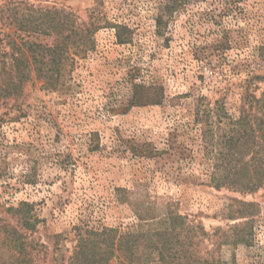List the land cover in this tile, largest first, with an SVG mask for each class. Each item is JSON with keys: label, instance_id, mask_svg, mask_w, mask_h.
<instances>
[{"label": "rangeland", "instance_id": "rangeland-1", "mask_svg": "<svg viewBox=\"0 0 264 264\" xmlns=\"http://www.w3.org/2000/svg\"><path fill=\"white\" fill-rule=\"evenodd\" d=\"M20 2L23 8L67 10L79 22H88L91 12L99 11L100 18L131 28L134 41L117 45L115 32L103 29L94 38L96 49L66 70L65 89L48 92L44 81L34 76L17 101L3 104L0 228L9 220L6 206L33 204L42 220L29 234L38 246L35 264H65L76 245L74 228H126L136 222L132 205L120 199L124 194L159 211L172 203L209 234L201 245L205 252L212 250L216 230L227 231L241 222L227 212L231 200L237 199L259 206L253 246H224L216 256L225 261L234 256L238 264H264V187L240 194L207 186L198 153L200 132L191 115L200 96L220 97L214 92V71L202 60L213 52L206 46L214 44L224 28L232 37L219 59L224 68L221 86L237 82L232 78L237 63L255 68L260 64L252 58L264 44V0H244L230 19L219 16L222 0H193L169 21L163 37L156 34L159 8L154 0H0V33L16 36L9 24L13 13L6 6ZM129 73L160 84L165 100L132 105ZM257 74L264 76V69ZM256 84L260 96L264 81ZM237 99V91L231 93L229 106ZM178 124L182 127L176 128ZM169 148L174 150L160 159L135 156V150ZM187 150L191 158L183 152ZM31 169L35 184L24 179ZM8 256L0 241V264Z\"/></svg>", "mask_w": 264, "mask_h": 264}, {"label": "trees", "instance_id": "trees-1", "mask_svg": "<svg viewBox=\"0 0 264 264\" xmlns=\"http://www.w3.org/2000/svg\"><path fill=\"white\" fill-rule=\"evenodd\" d=\"M154 1L159 8L156 34L163 37L169 21L193 0ZM243 1L222 0L219 16L227 19L236 16L240 10L238 5ZM23 4L20 2L13 8L6 6V10L13 13L9 16V24L16 28V36L0 33V109L9 100L17 101L34 76L44 81V89L48 92L65 89L66 70L96 49L94 38L101 30L112 29L117 45H129L134 41L131 28L100 18L99 11L93 10L88 22H79L73 13L64 9L23 8ZM229 31L224 28L218 40L206 46L213 52L205 54L202 60L214 71L217 80L214 81V92L220 97L200 96L191 112L192 124L200 132L198 153L206 168V185L217 191L226 189L254 194L264 187V93L256 94L259 91L256 81H264V76L257 74L258 70L264 69V44L253 53L255 65L260 63L256 68L251 64L237 63L232 70V78L237 77V82L221 86L218 79L224 76V68L219 59L231 46ZM128 75L132 105L142 101L160 104L165 100L160 84L145 80L141 74ZM236 91L238 99L229 106L228 97ZM171 150L174 148L162 152L152 149L147 153L135 150L139 153L135 156L160 159ZM183 152L191 158L188 150ZM32 171L24 176L28 184L37 183ZM121 197L123 203L132 205L136 222L126 228H74L76 245L65 264H238L234 256L231 261H225L221 255H216L224 246H253V225L259 214V206L255 203L232 199L227 209L229 218L241 222L230 226L227 231L216 230L212 236V250L204 252L201 245L209 234L177 211L172 203L159 211L154 204L132 202L124 194ZM4 213L9 220L3 221L0 241L9 256L1 264H35L38 246L29 234L42 220L35 214L34 205L20 202L6 206Z\"/></svg>", "mask_w": 264, "mask_h": 264}]
</instances>
